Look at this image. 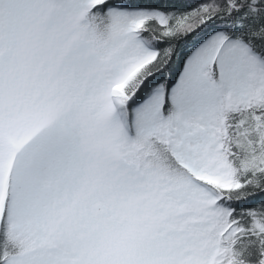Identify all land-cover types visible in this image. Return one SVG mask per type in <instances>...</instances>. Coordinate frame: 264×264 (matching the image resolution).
<instances>
[{
  "label": "snow or ice",
  "instance_id": "6c2138e0",
  "mask_svg": "<svg viewBox=\"0 0 264 264\" xmlns=\"http://www.w3.org/2000/svg\"><path fill=\"white\" fill-rule=\"evenodd\" d=\"M0 264H264V0H0Z\"/></svg>",
  "mask_w": 264,
  "mask_h": 264
}]
</instances>
